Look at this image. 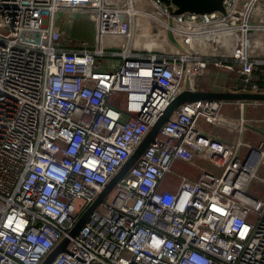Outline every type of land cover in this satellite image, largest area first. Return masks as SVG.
<instances>
[{"label": "built area", "instance_id": "built-area-1", "mask_svg": "<svg viewBox=\"0 0 264 264\" xmlns=\"http://www.w3.org/2000/svg\"><path fill=\"white\" fill-rule=\"evenodd\" d=\"M131 2L0 0V264H39L67 235L187 70L194 88L264 92V58L246 49L264 0L173 14L187 49L173 53L132 47L138 25L175 46L169 5ZM82 18L91 38L65 30ZM246 102L179 105L50 264H264V194L249 190L264 186V131L247 124Z\"/></svg>", "mask_w": 264, "mask_h": 264}, {"label": "water", "instance_id": "water-1", "mask_svg": "<svg viewBox=\"0 0 264 264\" xmlns=\"http://www.w3.org/2000/svg\"><path fill=\"white\" fill-rule=\"evenodd\" d=\"M171 8L170 15L167 17L168 26L165 29L166 38L176 48L181 51H187L182 43L174 35L171 26L173 24L172 15L181 12L192 13H204L211 11H220L225 14V8L223 0H160ZM231 20V19H230ZM233 21V20H232ZM235 22V21H234ZM264 24V21L259 22ZM198 99H222L227 101L236 100H249L258 101L264 100V92H250V91H234L229 89H199L194 88L190 72L187 70L183 79V88L176 95L170 98L163 108L161 114L156 118L151 125L148 132L143 139L134 148L127 160L122 164L118 171L109 179L104 188L98 193L95 199L84 209L81 215L78 217L74 225L67 232V235L47 253V255L40 261L39 264H50V262L63 250L66 249V245L69 238L76 234L79 228L87 220L89 214L94 210L99 202L103 200L105 195L113 188L115 183L127 172L129 167L135 162L138 156L143 152L145 147L149 144L152 138L158 133L162 124L168 120L172 113L177 109L179 105L184 102L194 101Z\"/></svg>", "mask_w": 264, "mask_h": 264}, {"label": "rangeland", "instance_id": "rangeland-1", "mask_svg": "<svg viewBox=\"0 0 264 264\" xmlns=\"http://www.w3.org/2000/svg\"><path fill=\"white\" fill-rule=\"evenodd\" d=\"M75 13L76 14L73 15L74 17L78 16V17L89 18L91 16L90 11H76ZM80 24L83 26H87L85 21L84 22L81 21L79 23L77 22V25ZM146 29H148V27H146ZM249 39H250V43L246 45V49L248 53L251 54L253 57L264 58V32H256L250 30ZM162 40H163L162 34L159 33L153 26L150 32L145 33V31L141 30V28H139L138 25V27H135V32L132 39V47L141 50L154 49V50H159L163 53H173L179 51L177 48L170 46L168 44L166 46V42L163 43ZM238 40L240 41V37ZM238 40L234 41V45L231 48V51L237 54H239L240 53L239 51L241 50V45L239 44ZM162 44L163 47H161ZM199 51H203L202 53L204 54L207 53V50H199ZM247 124L255 128L259 127L258 129L260 130H264V122H259L258 125L257 123H253V122H247ZM243 139L247 143H253L251 137L248 135H244ZM257 175L260 178H264V163H262V165L258 167ZM249 190L254 194H259V195L264 194V186H262L259 183L257 184L256 182H254L250 186ZM112 194H113V189L110 190V192L107 194V198H110Z\"/></svg>", "mask_w": 264, "mask_h": 264}, {"label": "crops", "instance_id": "crops-1", "mask_svg": "<svg viewBox=\"0 0 264 264\" xmlns=\"http://www.w3.org/2000/svg\"><path fill=\"white\" fill-rule=\"evenodd\" d=\"M114 3L118 2V0H111ZM122 1V0H121ZM86 22L87 26L83 25H77V22ZM261 26V25H259ZM63 28V26H62ZM90 25L87 22L86 19L82 18L80 20H77L72 23V25L65 30H67L70 34L75 36H82V37H88L91 38L92 29H90ZM141 30L145 31V33L150 32L148 30H145L144 28H141ZM252 31L256 32H264V27H255ZM222 49L219 48L218 51L210 56V59H219L221 57ZM229 63V62H228ZM231 64V63H230ZM213 68L210 67V72H213ZM221 79L225 80L228 76L224 73H220ZM222 80V81H223ZM238 104L236 102H228L225 103L223 107V111L226 115H237L239 113L238 110ZM244 116L248 119V122H253L259 124V122H264V100H258V101H249L246 102L244 109H243ZM259 128V127H258ZM257 128V129H258ZM260 130V129H259ZM264 131V130H262ZM249 136V135H248Z\"/></svg>", "mask_w": 264, "mask_h": 264}, {"label": "bare ground", "instance_id": "bare-ground-1", "mask_svg": "<svg viewBox=\"0 0 264 264\" xmlns=\"http://www.w3.org/2000/svg\"><path fill=\"white\" fill-rule=\"evenodd\" d=\"M119 1H121V0H118V2ZM140 2V4H144V3H146L145 1L146 0H132V2L131 3H133V2ZM135 5H139V3H135ZM134 9V8H133ZM137 18H140V19H143L142 17H140V16H138ZM237 21L239 20V19H236ZM239 21H241V20H239ZM261 21H264V20H254V19H251V23H253V22H261ZM179 50V49H178Z\"/></svg>", "mask_w": 264, "mask_h": 264}]
</instances>
